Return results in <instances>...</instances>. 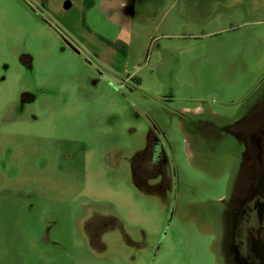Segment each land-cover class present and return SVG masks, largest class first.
<instances>
[{"label":"rangeland","instance_id":"obj_1","mask_svg":"<svg viewBox=\"0 0 264 264\" xmlns=\"http://www.w3.org/2000/svg\"><path fill=\"white\" fill-rule=\"evenodd\" d=\"M66 1L0 0V264H124L121 253L109 248L98 256L82 238L73 203L84 200L77 195L89 186L79 181L80 175L102 186L98 201L114 210L136 238L142 233L160 237L169 219L157 204L145 205L137 188L105 169L104 157L101 162L94 146L114 139L119 131L139 129L143 122L133 103L161 116L154 111L160 108L155 97L164 89L174 98L173 108L234 118L264 72V0H213L211 10L202 9L205 0H189L191 5L187 0H125L121 10L126 22L118 10L110 20L119 23V46L127 45V67L118 72L106 67L103 62L111 55L107 51L101 54L103 62L92 55L124 80L112 77L89 85L80 78L88 69L85 61L65 43L59 29L84 49L91 47L89 51L100 47L85 38L93 33L87 17L96 32L110 33L102 17L94 12L83 15L94 5L90 0H69L75 5L64 9ZM100 3L109 17L108 9L120 1ZM23 94L32 97L27 103L31 106L50 101L59 125H54L52 111H26L19 119L15 111ZM166 123L175 133L182 192L154 264H218L208 205L230 189L226 186L236 161L230 147L221 144L202 157L195 151L190 155L191 138L184 144L180 121ZM63 135L78 143L86 140L93 147L91 158L72 161L76 149L68 147ZM41 195L46 202L38 208L32 203ZM55 209L56 216L47 215L46 210ZM30 213L34 218L25 222ZM37 233H48L57 247L41 254L26 244ZM144 257L140 249V264Z\"/></svg>","mask_w":264,"mask_h":264},{"label":"flooded vegetation","instance_id":"obj_2","mask_svg":"<svg viewBox=\"0 0 264 264\" xmlns=\"http://www.w3.org/2000/svg\"><path fill=\"white\" fill-rule=\"evenodd\" d=\"M186 2L191 5L189 0ZM205 2H203L202 9L211 10L212 6H215L213 0H205ZM64 41L85 61L89 70L87 69L86 75L81 74L80 78L87 81L89 85L103 80L107 81L112 77L124 80V77L103 67L97 62L98 59L95 55L80 46L74 39H65ZM137 80L140 81L139 78ZM84 84L86 85V82ZM158 94L160 95L155 97V100L160 108L154 111H159L161 116H155L153 111H151L153 114H150L146 110L144 111L143 107L133 103L135 114L143 122L142 125H139V129L119 131L114 139L106 140L102 146H94V148L99 149L97 150L101 162L104 157L101 165L105 169L116 172L119 177L126 180L132 189L137 188L145 205L146 202L155 203L161 212L165 213V217L168 216L167 230L165 223L164 233L162 232L160 237L149 238L146 233H142L136 238L125 229L123 220L114 210L110 211L109 206H104L98 201L99 196L102 195L100 193L102 186L98 183L92 184L87 181L86 175H80L79 181L91 187V189L84 187L83 192L77 195L81 200L84 199L82 202L76 200L77 203H73V206L79 211L76 220L80 219L78 229L82 230V238L87 248L93 250L98 256H103L110 248L124 256V264H140L139 253L142 249L144 258H146L144 264L155 263L157 255L163 249V243L171 221L177 212L182 192L181 174L175 149V133L168 129L166 123V121L172 122L177 119L180 121L178 123L179 135L183 138L184 144L185 142L187 145L190 144L188 146L190 155L195 151L196 156L201 157L200 154L207 150L212 152L215 147L219 149L226 145L230 147L236 161L235 164L239 167V170H235L236 167H234L230 173L229 185L226 186H230L229 192L227 193L224 189L225 194L216 201L219 202L226 197L222 200V205L217 210L208 209L207 214L216 232L219 235L222 234L226 264H237L231 251V245L232 234L237 227L236 221L240 217V212L247 208L246 204L241 208V201L248 200L255 192L264 194V72L259 81L246 94L242 108L239 110L241 113L234 118L218 117L212 111L195 110L199 112H194L191 107L173 108L174 98L168 95V90L164 89L163 93ZM31 98V96L24 97V94L22 95V102L15 111L19 119L27 115L26 111H52L54 125H59L57 111L50 101H36L31 106L27 104L31 102ZM37 106L40 109H37ZM63 139L68 147H74L80 154L83 153L79 155L74 150L72 161L84 163L91 158L93 147H90L86 140L78 143L65 135H63ZM47 140L48 142L52 141L50 145L53 148V137L49 135ZM188 140L190 141L187 143ZM198 146L204 147V151L195 149ZM70 171L74 172L72 162ZM78 186L76 183L73 187L77 188ZM237 200L240 203L236 206ZM45 202L46 199L43 197L42 199L38 198L32 204L41 208ZM15 204L18 205L16 202ZM46 213L54 217V213L56 216L57 211L55 209L50 213L49 210H46ZM31 218H34L33 213L28 215L25 222H30ZM26 244H30L41 254L46 248L57 247V243L50 240L48 233H37L35 238H30Z\"/></svg>","mask_w":264,"mask_h":264},{"label":"water","instance_id":"obj_3","mask_svg":"<svg viewBox=\"0 0 264 264\" xmlns=\"http://www.w3.org/2000/svg\"><path fill=\"white\" fill-rule=\"evenodd\" d=\"M237 166L235 170H239ZM222 200L219 202L210 201L208 209L217 210L222 205ZM239 203L240 201L236 206ZM244 204L247 205V208L240 212V217L236 221L237 227L232 234L231 251L237 264H264V194L255 192V194H251L248 200L241 201V208ZM210 225L211 233L214 234L215 238L217 237L212 247L216 260L218 264H226L222 234L219 235L216 232L211 222Z\"/></svg>","mask_w":264,"mask_h":264},{"label":"crops","instance_id":"obj_4","mask_svg":"<svg viewBox=\"0 0 264 264\" xmlns=\"http://www.w3.org/2000/svg\"><path fill=\"white\" fill-rule=\"evenodd\" d=\"M120 3L118 5H114L112 7H110L109 12H110V16L107 17L105 14L102 13V11H105V8L101 6L100 0H90L91 3H94L93 6H91L90 8L86 9L83 12V15L85 13H92L94 12V15L102 17L103 19H105V24H106V29L107 31L110 33L109 34H100L98 32H96L93 28V25L91 24V20L88 19L87 17V22L89 27L93 30V33H89L85 36V38L88 41H94L100 48H96L95 46H93V51L91 50L90 52L93 55H97V59L100 61H102V55L105 51H107L108 53H111L109 60H105V62H103V64H106V66L108 68L114 69L115 71H117V69L119 68H125L127 67L129 58H127V45L126 44H121V46H119V34H118V29H120L119 23L113 22L110 20L111 15L114 14H118L116 11L118 10L119 12V17L121 19V21L123 23L126 22V15L123 12V9L121 10L122 7H124V3H126L125 0H119ZM123 4V5H122ZM75 5V3H73L72 1H66L64 3V9L73 7ZM122 6V7H121ZM88 15V14H87ZM120 21V23H122ZM83 28L79 30V34L82 35V37L84 38V33H83ZM85 48H91L87 45L84 46ZM87 48V49H88ZM90 50V49H89ZM88 50V51H89ZM124 53H121L123 52ZM95 55V57H96ZM118 72V71H117ZM140 79V78H139Z\"/></svg>","mask_w":264,"mask_h":264},{"label":"trees","instance_id":"obj_5","mask_svg":"<svg viewBox=\"0 0 264 264\" xmlns=\"http://www.w3.org/2000/svg\"><path fill=\"white\" fill-rule=\"evenodd\" d=\"M26 1V0H25ZM61 34L65 37V39L73 40L70 37L67 36V33H65L62 29H59Z\"/></svg>","mask_w":264,"mask_h":264}]
</instances>
